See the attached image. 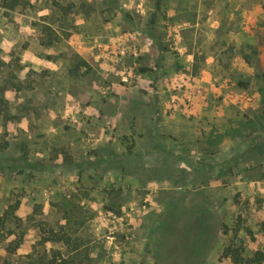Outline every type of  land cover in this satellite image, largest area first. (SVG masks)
Listing matches in <instances>:
<instances>
[{"label":"rangeland","instance_id":"rangeland-1","mask_svg":"<svg viewBox=\"0 0 264 264\" xmlns=\"http://www.w3.org/2000/svg\"><path fill=\"white\" fill-rule=\"evenodd\" d=\"M12 3L0 264L264 251V0Z\"/></svg>","mask_w":264,"mask_h":264},{"label":"trees","instance_id":"trees-1","mask_svg":"<svg viewBox=\"0 0 264 264\" xmlns=\"http://www.w3.org/2000/svg\"><path fill=\"white\" fill-rule=\"evenodd\" d=\"M11 1L13 2L11 7L14 8L17 5L18 0ZM224 257L231 259L235 264H264V251L262 250L256 251L255 254L250 258H246L238 249H235L231 246L225 250ZM49 264L55 263L50 262Z\"/></svg>","mask_w":264,"mask_h":264}]
</instances>
